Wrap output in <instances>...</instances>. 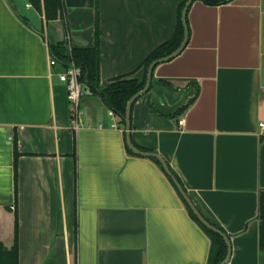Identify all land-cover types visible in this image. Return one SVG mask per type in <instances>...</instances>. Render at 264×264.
<instances>
[{
    "label": "crops",
    "instance_id": "1",
    "mask_svg": "<svg viewBox=\"0 0 264 264\" xmlns=\"http://www.w3.org/2000/svg\"><path fill=\"white\" fill-rule=\"evenodd\" d=\"M180 2L64 0L47 20L29 0H0V241L13 244L17 219L20 264H207L211 238L163 164L129 151L119 115L87 86L76 129L66 65L49 61L51 44L95 45L98 20L101 87L141 77ZM188 24L185 48L132 104L131 139L228 233V264H264V0H194Z\"/></svg>",
    "mask_w": 264,
    "mask_h": 264
},
{
    "label": "trees",
    "instance_id": "2",
    "mask_svg": "<svg viewBox=\"0 0 264 264\" xmlns=\"http://www.w3.org/2000/svg\"><path fill=\"white\" fill-rule=\"evenodd\" d=\"M33 6L44 12L47 20L58 18L63 14L64 0H29ZM209 5H218L229 2L231 0H201ZM186 0H181L178 10V20L176 29L171 38L157 45L142 61L139 68H142V76H134L133 73L124 74L111 79L110 82L101 87L100 84V47L99 40L101 30L97 20V31H96V43L93 46L77 47L73 46L68 51L65 43L59 42L51 44V50L53 55L58 59L62 60L65 65L70 62H75L81 70V83L84 86L89 87L92 91L101 95V98L105 102L108 108L117 113L120 117V123L125 127V115L126 106L130 97L139 91L146 82V74L149 64L155 58L167 55L172 52L181 43L184 37V28L181 20V11ZM135 70V71H136ZM15 143V165L17 164V137H14ZM131 149H129L130 151ZM132 151V150H131ZM155 158V157H154ZM159 161L157 158H155ZM181 194V193H179ZM182 195V194H181ZM184 199V198H183ZM259 218L260 219V234L259 243L261 250L264 249V189L260 192L259 197ZM186 203V206L192 217L199 223V225L205 230V232L211 238V250L207 264H219L227 253V244L221 233H218L208 227H206L200 220L195 216L190 206ZM209 220V219H208ZM213 223V222H212ZM215 224V223H214ZM216 225V224H215ZM18 220L16 219L15 239L13 244H6L0 241V264H20V253H19V229ZM220 227V226H218ZM225 231L222 227H220ZM226 232V231H225ZM227 233V232H226Z\"/></svg>",
    "mask_w": 264,
    "mask_h": 264
},
{
    "label": "water",
    "instance_id": "3",
    "mask_svg": "<svg viewBox=\"0 0 264 264\" xmlns=\"http://www.w3.org/2000/svg\"><path fill=\"white\" fill-rule=\"evenodd\" d=\"M193 1L194 0H186L185 4L183 6V9L181 11L182 25H183V28L185 30L184 31V37H183L181 43L172 52L168 53L167 55L155 58L154 60L151 61V64H149V66H148L145 85L143 86V88H141L135 94H133V96L130 97V99L127 102L126 115H125V123H126L125 126L127 129L126 130V140H127L128 146H130L129 148H131V150L134 153L139 154V155L156 157L161 162V164H163L165 171L171 176V178L174 181L179 192L182 194L183 198L185 199L187 204L190 206V208L194 212L195 216H197V218L200 220V222L203 223L206 227H208V228H210V229H212L218 233H221V235L223 236V238L226 241L228 251H227L225 257L223 258V260L219 264H228V261L230 260L231 254H232V244H231V239H230V236L228 235V233H226L220 227H218L217 225L212 223L210 220H208L206 218V216L199 210V208L194 204V202L192 201L191 197L189 196V194L187 193V191L185 190V188L183 187V185L181 184L179 179L176 177V175L170 169L167 161L159 153H157L155 151H151V150L140 149L139 147L134 145V143L132 142V139H131L132 104L138 97H140V95H142L143 93H145L146 91L149 90L151 82L153 81L152 77H153V72H154L156 65L160 64L161 62H164V61L168 62V60L177 56L187 45V42L189 40V32H190L189 31V24H188V11H189V8H190L191 4L193 3Z\"/></svg>",
    "mask_w": 264,
    "mask_h": 264
},
{
    "label": "built area",
    "instance_id": "4",
    "mask_svg": "<svg viewBox=\"0 0 264 264\" xmlns=\"http://www.w3.org/2000/svg\"><path fill=\"white\" fill-rule=\"evenodd\" d=\"M49 61L51 65H55L60 60L56 56H51ZM81 74V68L73 61L66 65L63 70L58 72L60 80L65 82L68 87V98L71 105V116L74 127L76 129L81 128L80 126L84 122V111L81 105L84 85L80 80ZM183 121V119L179 120L181 124H183ZM260 124L261 126H264V121H262ZM112 126H116V124L113 123Z\"/></svg>",
    "mask_w": 264,
    "mask_h": 264
}]
</instances>
